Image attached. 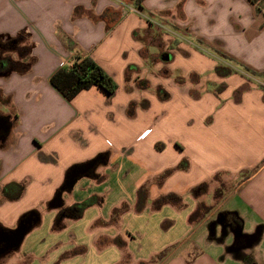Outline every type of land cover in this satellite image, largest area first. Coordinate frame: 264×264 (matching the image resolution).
Returning <instances> with one entry per match:
<instances>
[{"label":"crops","instance_id":"0c3cea01","mask_svg":"<svg viewBox=\"0 0 264 264\" xmlns=\"http://www.w3.org/2000/svg\"><path fill=\"white\" fill-rule=\"evenodd\" d=\"M134 1L0 0V39L25 35L34 59L25 73L0 75V230L40 216L0 264H87L91 250L61 256L103 237L92 229L113 190L138 189L129 198L136 207L145 184L142 207L124 213L114 233L125 248L105 264H124L125 254L153 264L162 252L157 264H264V76L244 71L264 74V14L249 0H143L139 13ZM165 53L171 61L148 73L150 60ZM76 57L103 68L118 85L115 95L93 86L66 99L52 77ZM169 71L185 82H172ZM138 78L150 81L148 91L133 89ZM158 88L169 98L161 100ZM101 154L71 198L64 193V207L49 209L68 171ZM183 160L187 170L159 180ZM169 195L177 198L153 207ZM124 198L111 206H130ZM92 199L81 214H66ZM225 217L258 241L235 243V230L223 235ZM151 233L157 248L135 258V239ZM96 254L102 259V250Z\"/></svg>","mask_w":264,"mask_h":264},{"label":"trees","instance_id":"16d2710c","mask_svg":"<svg viewBox=\"0 0 264 264\" xmlns=\"http://www.w3.org/2000/svg\"><path fill=\"white\" fill-rule=\"evenodd\" d=\"M142 1L143 0L134 1L136 9L138 8L139 10H142V5H141ZM249 1L256 8V12L258 14H264V0H249ZM24 38L25 35L21 34L18 37L7 41H3L2 39H0V75L1 76L5 74H9L11 72L25 73L30 69L32 63L34 62V59L30 57L31 56L30 46H21ZM3 53L5 55H3ZM10 53L11 54L18 53V60H13L12 57H7ZM220 56L226 59L228 58L223 54H221ZM19 59L20 60L26 59L27 63H22L20 62ZM244 71L246 72V74H248L251 77L264 76V74L252 71L248 68H244ZM230 72L233 73L234 70H231ZM52 84L69 101L73 100L80 92L84 90H88L93 86L101 87L109 97L114 96L118 89V85L116 84L114 79L110 75H108L104 71V69L101 68L90 57H76L72 67L60 69L52 77ZM224 88L225 85H222L219 88V91L223 90ZM260 88L264 91L263 84L260 85ZM157 93L160 96L161 100H166L169 98V95L166 92H164L161 88H158ZM101 157L103 158L104 155L101 154L97 158H101ZM188 166H189L188 161L183 160L175 169L166 170L160 176L159 180H163L164 178L172 174L175 170H187ZM69 172L70 171H68V173ZM20 189H22V187H20ZM138 194H139V201H138V206H136L137 209L142 207L143 201L147 197V184L143 185L139 189ZM174 198L177 197L173 195L160 197L158 200L155 201L153 207L160 208L164 204H168L169 202H171V200H173ZM93 200L94 199H92L91 202H85L81 205H76L73 208L66 210V214H72V213L81 214L83 208L95 204ZM128 211H129V206L127 205H122L119 208H115L111 214V218L109 222H112L113 225H116L119 222L121 216ZM98 222L100 221H97L96 225ZM104 243L105 241L101 242L102 246L112 243L122 250L125 248V242L119 236L115 237L113 240L109 241L108 243L105 244ZM84 252H85L84 248H76L73 251L62 255L61 260L71 258L79 254H83ZM167 254L168 252H162L161 254L155 257L157 259L156 262H154L155 258H152L149 262L153 264H157L162 260H164ZM129 259H130L129 255L125 254L122 263L124 264L128 263ZM140 264H145V263H140Z\"/></svg>","mask_w":264,"mask_h":264},{"label":"rangeland","instance_id":"374dc122","mask_svg":"<svg viewBox=\"0 0 264 264\" xmlns=\"http://www.w3.org/2000/svg\"><path fill=\"white\" fill-rule=\"evenodd\" d=\"M172 30L174 32H178V33L184 32L183 30L180 31L178 29H172ZM29 43H30L29 40H26L24 42V44H29ZM165 52L171 53L168 50H166ZM3 55H5V54L3 53ZM7 57H12L13 60H16V59H18V53H12V54L10 53ZM2 59H5V58H2ZM161 61H162V57L161 56H156L155 58H153V61L150 60V62L146 66V69L148 70V73L153 71V70L156 71L155 66L158 63H161ZM165 69L167 70L166 67L164 68V70ZM169 74H170L169 76L172 79V82H174L176 84H183L185 82L184 78H181V77H178V76L174 75V72L169 71ZM165 75L168 76V74H165ZM150 87H151V83H150V81L147 78H138V79L135 80V87H133V89L134 88H138L140 91L141 90H145V91L147 90L148 91L150 89ZM192 95L195 96L194 93H192ZM146 102H147V100H143L142 99L140 103H146ZM99 160L101 162V158ZM110 190L111 189L108 190L107 187H103L102 188V196L105 195L106 192H107V195H108ZM137 190L138 189L133 190L132 188H127L125 186V187H122V188L115 189V190H113L111 192V198L109 200V204L106 206V210L104 208V212L102 213V221L98 222L99 225L95 226L94 229H92V230H97L98 228H102V236L103 237L102 238L100 237L98 240H96V241H94L92 243V248L93 249L90 246H85V250H86L85 251L86 252L85 255H87L88 252L91 250L89 252L88 256H87L89 264H99V263L100 264H105L106 261H110V260H112L114 258L115 253L121 252L120 249L116 245L110 243V244H106V245L102 246L101 242L105 241V243H108L109 241L113 240L116 237L114 235V233L117 232V229H118L119 224H120V221L116 225H113L112 222H109L110 218H111V214H112L115 206H117V205H112L111 206V204L113 202L117 201V199H119L120 197L124 196L125 197L124 199L130 205L131 201H130L129 198H130L131 194H133V197L135 198L136 195H137ZM66 196L70 199L72 195H70L69 193H66ZM118 203H119V201H118ZM129 207H130L129 210L131 212H137V208L135 206L133 207V206L130 205ZM108 209H110V213H107ZM136 223H137V220H134L132 222V227L130 226L131 230L133 229V226L136 225ZM109 226H111L113 229L106 231V227H109ZM158 242H159L158 239L152 233H151V235H149L146 238L138 237L137 239H135V242L132 245V249H134V251L132 252L134 257L135 258L148 259L152 255L151 252L157 248ZM100 250H102V259H98L99 256L96 254V252H100ZM94 251H96V252H94ZM158 254H159V252H158ZM156 261H157V259L155 258L154 262H156ZM129 264H136V263H133V261L130 260Z\"/></svg>","mask_w":264,"mask_h":264},{"label":"water","instance_id":"95a60500","mask_svg":"<svg viewBox=\"0 0 264 264\" xmlns=\"http://www.w3.org/2000/svg\"><path fill=\"white\" fill-rule=\"evenodd\" d=\"M172 59V55L165 53L162 56V61L169 62ZM100 158L94 159L88 163L75 166L70 170L67 175L64 185L60 188L56 196L48 204L49 209H62L65 205L63 195L64 193H70L76 183L83 177H88L89 173L96 168V163ZM222 221L224 220L221 219ZM40 223L39 214L34 211L21 219L17 227L12 230H0V257L7 254H11L20 249L25 237ZM243 228L240 226L236 227L233 232L235 243H241L244 240L248 243L247 246H253L258 241V236L255 235H244L242 233Z\"/></svg>","mask_w":264,"mask_h":264},{"label":"flooded vegetation","instance_id":"af4514ba","mask_svg":"<svg viewBox=\"0 0 264 264\" xmlns=\"http://www.w3.org/2000/svg\"><path fill=\"white\" fill-rule=\"evenodd\" d=\"M4 132H0V136H4ZM239 226L238 224H234V223H231V220L228 218V217H225L224 219V224H223V227H222V234H226L228 233L230 230L234 231L236 230V227Z\"/></svg>","mask_w":264,"mask_h":264},{"label":"built area","instance_id":"2783aa9c","mask_svg":"<svg viewBox=\"0 0 264 264\" xmlns=\"http://www.w3.org/2000/svg\"><path fill=\"white\" fill-rule=\"evenodd\" d=\"M132 12L139 13L138 9H131Z\"/></svg>","mask_w":264,"mask_h":264}]
</instances>
